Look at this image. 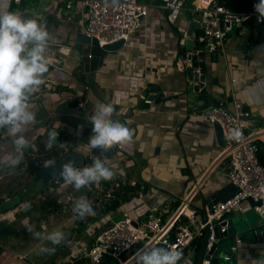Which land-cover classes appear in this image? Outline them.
Here are the masks:
<instances>
[{"label": "crops", "instance_id": "crops-1", "mask_svg": "<svg viewBox=\"0 0 264 264\" xmlns=\"http://www.w3.org/2000/svg\"><path fill=\"white\" fill-rule=\"evenodd\" d=\"M191 5L187 1L184 10L186 16H180L183 19L181 24L186 20V31L191 27L192 35H196L199 27L197 17L189 12ZM150 9L140 30L131 38L132 46L109 53L103 67L90 75L85 86L72 75L76 57L73 46L85 20L81 5L77 4L74 9L68 10L63 0H24L20 4L0 0V14L14 12L26 19L35 18L50 33V44L46 52L49 70L43 76L44 83L40 86V91L33 92L30 97L29 102L36 113V122L24 132V136L31 142V147L20 153L23 155L22 159L29 161L26 153L35 152V146L37 149L40 143L48 146L45 135L50 129H55L58 144L64 146L65 152L74 148L86 154L90 150L88 140L93 135L90 118L98 104H112L115 108L113 119L124 124L132 133V141L123 144L125 150H119L107 158H100L110 162L114 177L124 179L126 183L123 185L127 186L121 187L123 192L129 191L128 199L121 197V204L115 211L105 209V206L111 205L114 200L110 194L109 199H103L101 196L94 199L93 203L89 201L96 212L94 218L89 219L93 222L98 215H102V227L109 224L107 219L129 212L128 207H124L125 202L130 197H138L141 190L150 193V188L155 187L165 198L161 201L158 196H146L140 205L156 207L174 202L173 206H177L196 186L201 185L200 189L209 194L230 184L227 178L229 162L223 159L224 149L217 144L214 128L208 123L205 112L209 106L218 102H223L233 110L235 89H238L236 97L243 101L245 109L251 113L249 125L258 130L257 135L264 138V126L256 127V124L264 123V85L258 90L253 89L255 81L264 79L263 31L249 24L231 32L225 43V54H212L217 61H208V66L213 71L208 73L206 87L213 99L201 100L200 94L191 93L186 101L185 95L188 93L190 81L186 73L177 68L179 59L176 32L168 21V13L157 1L151 3ZM220 55L224 57L223 63L215 65ZM233 78L238 80L237 83H232ZM45 84H52L54 88L48 90ZM217 94H225V97L217 99ZM143 97L151 100V103H145ZM11 142L12 137L5 130H0V172L6 167V156L12 153ZM95 159L97 158L90 161ZM140 165L142 168H139ZM41 170L38 171L39 175ZM105 182L91 184V189L100 192L103 186L106 188ZM117 183H111V187ZM64 186L68 188L64 189ZM130 186H135L136 189ZM76 192L78 191L72 186L63 185L55 196H60L61 199L62 194L72 195ZM105 192L102 195L105 196L108 191ZM27 204L24 202L21 208L30 210V205ZM193 205L201 206L198 196ZM26 215L33 221V216L29 213H17L12 210L7 216L0 214V234L4 229H10L9 233L4 230L1 234L0 264H19L15 259L19 260L20 257H23L24 264H35L34 258L30 259L34 246L26 250L16 243L6 244L9 237L19 228L16 223H20ZM18 216L21 218L17 220ZM75 218L77 223L82 220L76 216ZM252 219L253 225L248 224L249 229L260 223L259 219ZM26 221L29 228L38 224L37 221L34 225L29 220ZM22 223L20 225L23 226ZM241 226V230H246L244 224L238 225ZM238 236L243 238L242 241L249 242L246 245L248 248L243 256H238L237 251L231 263L264 264V234L260 240L255 230L243 233L242 237ZM93 237L88 240L89 246ZM232 240L225 241L229 245ZM199 250L195 253L194 264ZM224 251L228 254L226 249ZM48 257L46 254L44 264H51ZM70 261L60 256L56 264H68Z\"/></svg>", "mask_w": 264, "mask_h": 264}, {"label": "built area", "instance_id": "built-area-1", "mask_svg": "<svg viewBox=\"0 0 264 264\" xmlns=\"http://www.w3.org/2000/svg\"><path fill=\"white\" fill-rule=\"evenodd\" d=\"M7 1L20 4L24 0ZM63 1L68 10L74 9L77 4L81 5L85 18L81 30L87 37L96 39L101 48L120 40L124 41V47H131V38L140 30L142 22L148 17V9L153 1H157L168 13V21L173 26L187 3V0H118L116 4L113 0ZM256 3L258 2L252 4L248 13H235L221 4L220 0H194L189 12L197 17L199 27L198 34L191 35L197 53L208 49L211 54L224 55L225 43L230 33L249 24L263 31V22H260L258 13L254 9ZM188 37V33L185 32L184 38ZM188 67L193 68V62L190 60L181 59L177 63V68L181 72H185ZM193 73L199 75V80L197 82L191 80L190 87L193 89L196 86L202 91L206 84L200 81L202 75L200 68H193ZM231 81L235 84L238 80L233 78ZM263 85L264 79H258L254 82L253 89L258 90ZM45 86L48 90L54 88L52 84ZM237 90L235 89L233 93V110L223 102H218L209 106L205 112L209 124L213 126L217 123L222 130L223 159L229 162L227 178L230 184L238 189L235 196L227 202L214 205L211 210L208 209L207 221L202 222L195 216L196 211L191 207L201 185L196 186L189 196L180 200L178 206H173L174 202L156 207L141 204L132 212H125L120 220L116 222L110 220L108 225L100 228V232L93 235L88 250L77 258H84L91 264H102L106 258L115 264H127V261L145 245L174 246L184 253L191 250L196 253L205 236L206 228L210 231L206 250L208 254L214 244L218 245V250L228 239L224 234L227 233L229 222L222 220L225 213L253 210L264 220V164L258 157V141L264 140L256 134L258 130L247 132L250 128L248 120L251 114L245 109L243 101L236 97ZM143 99L145 103H151V100L145 97ZM237 131L240 133L239 138L234 136ZM124 147L118 145L119 150H125ZM33 157L36 159L37 155ZM59 182V177L54 180V183ZM122 183L125 184V181ZM116 186L120 187V182ZM4 199L10 200V197L4 195ZM250 200L255 204H251ZM67 202H75V200L68 195ZM18 208L20 207L14 209V212L22 213L23 209L18 210ZM9 212L3 215L7 216ZM42 229L46 230L47 227L42 224ZM216 230L219 232V237L216 236ZM231 239L233 240L226 249L228 254L225 253L224 256V260L227 261L232 260L238 251V246L243 242L239 236ZM123 257L126 259L124 260ZM214 257V254L210 255V259H204L203 264H211Z\"/></svg>", "mask_w": 264, "mask_h": 264}, {"label": "clouds", "instance_id": "clouds-1", "mask_svg": "<svg viewBox=\"0 0 264 264\" xmlns=\"http://www.w3.org/2000/svg\"><path fill=\"white\" fill-rule=\"evenodd\" d=\"M117 2L113 0L114 4ZM254 9L260 22H264V0H258ZM49 44L50 33L37 19H26L14 12L0 14V130H5L12 137L9 167L13 169L22 161L20 153L31 147V142L24 136L25 130L36 122V113L29 101L33 92L44 83L43 76L49 70L46 57ZM114 113L112 104H98L90 118L93 135L88 140L89 147L99 149L101 155L132 141V133L124 124L113 119ZM234 136L239 138L240 133L237 131ZM55 165L49 161L45 168ZM59 178L79 191L90 184L112 180L114 172L108 160L97 158L91 166L78 168L74 161L63 164ZM73 212L78 219L96 215L86 197L75 201ZM32 235L53 246L41 248V253L54 254L56 246L67 242V234L59 230L46 234L34 232ZM182 261L183 264H190L181 249L145 245L127 264H181Z\"/></svg>", "mask_w": 264, "mask_h": 264}, {"label": "rangeland", "instance_id": "rangeland-1", "mask_svg": "<svg viewBox=\"0 0 264 264\" xmlns=\"http://www.w3.org/2000/svg\"><path fill=\"white\" fill-rule=\"evenodd\" d=\"M47 2L48 0H44ZM62 1V0H60ZM45 5V4H44ZM151 10L150 8L148 9ZM182 18L185 15V12H182ZM186 16V15H185ZM183 19H179L177 22V28L184 34L188 27H186V20H184V23L181 24ZM208 54V61L212 60V54L209 52ZM224 57L222 55L219 56V61L214 63L215 65L223 63ZM178 73V72H177ZM231 88L229 89V91ZM190 93L192 92V88H189ZM188 92V90H187ZM185 100L187 101V94L185 95ZM222 97H225V94H217V99H220ZM251 114V113H250ZM208 121V120H207ZM209 123V122H208ZM260 125L264 126L263 124H256V127H260ZM254 130V127H251L247 129V132H251ZM264 140V138H263ZM63 146V145H62ZM36 150V146L34 148ZM35 155V153H32ZM28 155L31 160H26L25 158L22 159L21 163L23 165L21 166V163L18 167L15 169L9 167V160L12 158L11 155H7L5 158V168L2 170L1 173V189L5 190L6 193H11L15 191H21V198L23 200L21 205H24L25 203H28L27 205H30V210H23L22 213L30 214L33 216V221L29 215H26L22 218V221L20 223H16L19 225L18 230L14 233L12 237H9V240L6 241V244H15L21 245L22 248L29 250L28 248L33 247L32 255L30 257L31 260L35 261V264L38 262L45 263L46 253H41L40 249L43 247H53L50 242L45 240H37L33 237L32 233L34 232H41V233H50L55 230L63 231L67 234V242L63 243L59 246H56V250L54 254H48V258H50L51 264H56L58 261V258L60 256H63L65 260L69 261L72 258H77L80 255L83 256L84 252H86L89 248L88 240L93 237L95 233L98 232V230L102 227V220L101 216L98 215L93 222L90 221V219L94 218V216H87L84 219H82L79 223L76 222L75 213L73 212V206L75 202H67V196L68 194H62L61 199L60 196H55V193L58 192V189L63 186L67 185L64 183V181L60 180L59 183H49L46 186L43 187L41 191L38 193H32V189H34L37 181L38 176L37 174L38 169H41L47 165V161L45 157L41 158L38 157L37 160L34 159V155ZM23 156V155H22ZM36 161L35 167L38 169L31 168L30 162ZM136 167V165H134ZM139 168H142L141 165ZM138 168V169H139ZM140 173V169H139ZM116 176V175H115ZM117 179L120 182V185L122 186L124 182L122 180V177H118ZM145 179V178H143ZM126 183V182H125ZM91 185V184H90ZM87 186L88 188H83V191L79 190L76 193H73L72 195H69L71 198H73L75 201L79 199L80 197H86L91 203L94 202V199H98L101 196H103V199H109V194L111 195V198L114 199L113 190L115 191L117 188L116 185H113L110 190H108L107 194L104 196L102 194L106 193V188H101L100 192L93 191L91 186ZM67 189L68 186H64V189ZM71 188V187H70ZM150 193H146L144 190H141L140 193H138V197H130V199L125 202L124 207H128V211L132 212L134 208L140 206V202H142L144 197H160L161 201L164 200L165 197H163V194H160L159 190H157L155 187L150 188ZM154 194V195H153ZM160 194V195H159ZM7 195V194H6ZM78 195V196H76ZM141 200V201H140ZM105 202V201H104ZM21 205L19 206L21 208ZM47 205V206H46ZM47 207L48 209H44ZM28 211V212H27ZM22 215V214H21ZM25 215V214H23ZM252 217L259 219L260 221H264L258 214H256L253 210L249 211V214ZM20 216H18L17 220L20 219ZM72 218V220H71ZM90 218V219H89ZM123 218V215L113 217L111 219H107L109 222L110 220L113 222H116ZM200 222L203 221V216L200 215L197 217ZM16 220V221H17ZM32 222V225H34L37 221V226H32L34 228H29L26 226L27 221ZM26 221V222H25ZM21 222H23V226L20 225ZM91 222V223H89ZM106 223V221H105ZM29 224V223H28ZM42 224L47 226L46 230L42 229ZM31 225V224H29ZM31 229V232L29 231ZM248 241H243L242 244L238 246V256H243L246 253V250L248 247L246 245L248 244ZM66 246V247H65ZM139 247H136V249ZM227 249V248H226ZM10 250V249H9ZM225 249H223L224 251ZM195 252L193 250L184 253V256L186 259L190 260V264H194L195 260ZM235 257V256H234ZM36 259V260H35ZM124 259V257H123ZM126 259V257H125ZM124 259V260H125ZM234 259V258H233ZM15 259V262L19 264H24L25 261L23 259ZM56 260V261H55ZM53 262V263H52ZM66 261H63V263ZM48 264V263H47ZM62 264V263H61ZM83 264H91L90 262H86ZM117 264V263H116ZM183 264V261L181 262ZM232 264V263H231Z\"/></svg>", "mask_w": 264, "mask_h": 264}, {"label": "water", "instance_id": "water-1", "mask_svg": "<svg viewBox=\"0 0 264 264\" xmlns=\"http://www.w3.org/2000/svg\"><path fill=\"white\" fill-rule=\"evenodd\" d=\"M174 31L176 32V45H177V56L179 60H190L193 62V68H200L202 75L200 76V81L204 82L206 85L202 91H199L198 87H194L192 89V92L194 94H200L201 100H207V99H213L208 94V88L206 87L208 84V73L213 71L208 66V54L209 50L206 49L202 52L197 53V47L191 38V35L193 31L191 30V27L186 33H188V38H184V34L179 31L177 28L172 26ZM124 48V41L120 40L118 42H115L113 44L105 45L104 47H99V42L94 38L87 37L82 30H80L77 33L76 41L73 46V50L75 51L76 57H74V67L72 69V75L76 78H78L81 82V84L87 86L88 84V78L90 75L95 74L99 69H101L104 65V62L109 55V53H115ZM213 61H217L215 56H212ZM193 68L188 67L185 71L187 78L191 82V80L197 82L199 80V75L197 73H193ZM191 84V83H190ZM188 87V93L187 96H189L191 93L189 91ZM156 92V91H154ZM156 97L153 99L155 100ZM161 102V101H158ZM195 103V102H194ZM252 118H250L251 120ZM214 131H215V138L217 141V144L220 147L224 146V139L223 134L220 126L216 123L213 125ZM257 132V131H256ZM45 142L48 146L56 145L58 144V136L56 135L55 129H50L46 132L45 135ZM119 151L118 146L113 147L111 150L103 153L101 155L99 149H91L87 151L85 154L84 151H80L77 149H71L70 151L64 152L59 161L55 163L56 165L49 168H44L40 172V181H39V188H43L47 184L53 182L56 178L59 177V173L62 169L63 164L68 163L70 161L75 162L76 167H83L85 165V162L87 160H91L92 158H107ZM38 188V189H39ZM237 187L229 184L227 187L219 190L210 192L209 194L204 193L201 189L198 191V199L201 202V206H195L191 204V207L196 211L195 216L198 217L200 215L203 216V220L207 221V211L208 209L211 210L214 205H217L220 202H227L231 198H233L237 192ZM251 204L253 203L252 200L249 201ZM259 204V203H257ZM250 211V210H248ZM249 212L245 211L242 213L237 212H231V213H225L222 217V220H227L228 223V229L227 233L224 234L225 237L228 239H231L235 236L241 235L248 232L250 230H255V234L258 238V240L262 239V236L264 234V221H260L259 224H255L256 226L252 229H249V225H253V219L250 215H248ZM255 223V221H254ZM239 224H244L247 228L242 229L241 227H238ZM6 232H10L9 228L4 229ZM1 231V234L4 232ZM0 234V239H1ZM210 235L209 228H206V233L203 238V240L200 243V250L197 257L196 264H203L204 259L209 260L210 255L214 254L215 257L211 261V264H231V260L227 261L224 260L225 251L223 249H226L228 246V242L225 241L221 244V247L218 248L217 244H214L211 248V250L206 254L207 250V241ZM216 236L219 237V232L216 230ZM243 240V238H241Z\"/></svg>", "mask_w": 264, "mask_h": 264}, {"label": "trees", "instance_id": "trees-1", "mask_svg": "<svg viewBox=\"0 0 264 264\" xmlns=\"http://www.w3.org/2000/svg\"><path fill=\"white\" fill-rule=\"evenodd\" d=\"M189 3H192L194 0H187ZM254 2H258V0H220V3L225 5L227 8H229L231 11L235 12V13H248L251 10L252 4ZM263 26H264V22H263ZM263 34H264V30H263ZM258 147H259V153H258V157L261 161L262 164H264V141L260 140L258 141ZM65 152L64 146H62L61 144H57V145H51V146H46L44 145V143H40L37 146V149L35 152H28L26 153V155H30L31 153H36V155H38V157H45L47 158V162L49 161H53L54 163H57L61 157V155ZM28 157V156H27ZM29 160H31V158H29ZM33 160V159H32ZM94 161H90L87 160L85 162L84 166H91L92 163ZM35 163L36 161H31L30 165L31 168L33 169H38L35 167ZM23 165V163H21V166ZM41 169H38V171H40ZM38 175V181L34 187V189H32V193H38L39 191H41L43 188H39L38 187V183L40 181V175L39 173ZM60 180H62L60 178ZM63 181V180H62ZM119 180L114 177L112 179V181H106V191L111 189V183H115L118 182ZM54 183V181L52 182ZM123 186H127V185H120L119 188H117L114 192V200L111 203V205H106L105 209L108 211H115L117 210V208L120 206V202L122 199H126L128 197V193L129 191H124L123 189H121V187ZM136 186V185H135ZM132 187L133 189H136V187ZM39 188V189H38ZM133 192L135 190H132ZM10 197V200H5L4 199V195H6ZM121 197H123L121 199ZM121 199V200H120ZM128 199V198H127ZM23 202L22 198H21V191H15V192H9L6 193L5 190L0 189V214L2 213H7L9 211H12L14 209H16L21 203ZM178 206V204H177ZM199 250V246L197 247V251ZM0 252H2V249L0 247ZM85 259L84 258H73L71 259V262H69L68 264H83L85 263ZM102 264H115L113 263L110 259L104 260V262Z\"/></svg>", "mask_w": 264, "mask_h": 264}]
</instances>
